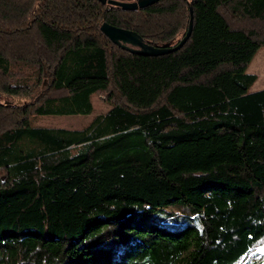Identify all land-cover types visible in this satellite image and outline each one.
Masks as SVG:
<instances>
[{"label":"trees","instance_id":"16d2710c","mask_svg":"<svg viewBox=\"0 0 264 264\" xmlns=\"http://www.w3.org/2000/svg\"><path fill=\"white\" fill-rule=\"evenodd\" d=\"M192 17L160 55L101 30L177 45ZM263 47L264 0H0V98L26 99H0V264L264 260ZM97 93L86 126L32 123Z\"/></svg>","mask_w":264,"mask_h":264},{"label":"rangeland","instance_id":"374dc122","mask_svg":"<svg viewBox=\"0 0 264 264\" xmlns=\"http://www.w3.org/2000/svg\"><path fill=\"white\" fill-rule=\"evenodd\" d=\"M249 73H255L258 79L251 87L250 91L255 92L264 89V47L254 57L249 68ZM3 101L24 102L25 98H18L10 96L7 99L0 98ZM92 101L94 109L88 114H45L37 115L33 118L32 123L36 126H49V127H66V128H81L88 125L96 116L106 113L111 105L106 101L104 94H93ZM264 247H260L252 253L251 259L258 260L261 258V253ZM256 253V254H255ZM254 254V255H253ZM255 264H264L263 258Z\"/></svg>","mask_w":264,"mask_h":264},{"label":"water","instance_id":"95a60500","mask_svg":"<svg viewBox=\"0 0 264 264\" xmlns=\"http://www.w3.org/2000/svg\"><path fill=\"white\" fill-rule=\"evenodd\" d=\"M101 1L104 2V0ZM158 1L160 0H106L108 3L121 6L124 10H135L137 8H142L157 3ZM192 26L193 17L191 18V23L187 34L177 45H171L170 43H165L163 45L149 43L145 41L138 32L117 27L106 21L101 24V30L115 44H118L124 49L144 55H160L181 48L190 37Z\"/></svg>","mask_w":264,"mask_h":264},{"label":"flooded vegetation","instance_id":"af4514ba","mask_svg":"<svg viewBox=\"0 0 264 264\" xmlns=\"http://www.w3.org/2000/svg\"><path fill=\"white\" fill-rule=\"evenodd\" d=\"M130 1H134V0H130ZM104 3H106V0H104Z\"/></svg>","mask_w":264,"mask_h":264}]
</instances>
